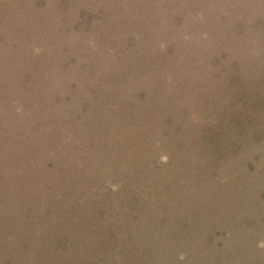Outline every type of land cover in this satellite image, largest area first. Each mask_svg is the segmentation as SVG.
<instances>
[{"label": "rangeland", "instance_id": "rangeland-1", "mask_svg": "<svg viewBox=\"0 0 264 264\" xmlns=\"http://www.w3.org/2000/svg\"><path fill=\"white\" fill-rule=\"evenodd\" d=\"M0 264H264V0H0Z\"/></svg>", "mask_w": 264, "mask_h": 264}, {"label": "trees", "instance_id": "trees-1", "mask_svg": "<svg viewBox=\"0 0 264 264\" xmlns=\"http://www.w3.org/2000/svg\"><path fill=\"white\" fill-rule=\"evenodd\" d=\"M178 185L177 187H179V186H181L180 184H182V182H180V181H173V185ZM172 185V186H173ZM119 187V186H118ZM120 189V188H119ZM170 191H172V193H175L177 190L175 189V186H173V189H170ZM135 198V197H134ZM134 198H132V200L134 201V202H136V201H139V199H134Z\"/></svg>", "mask_w": 264, "mask_h": 264}]
</instances>
